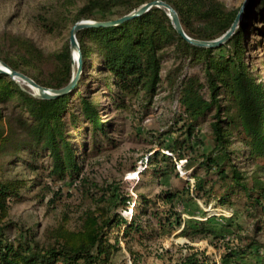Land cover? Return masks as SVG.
<instances>
[{
    "label": "trees",
    "instance_id": "obj_1",
    "mask_svg": "<svg viewBox=\"0 0 264 264\" xmlns=\"http://www.w3.org/2000/svg\"><path fill=\"white\" fill-rule=\"evenodd\" d=\"M153 1L157 0H90L78 11L73 26L81 19L116 20L112 17L122 18ZM160 1L176 10L189 37L204 41L223 36L240 10H229L216 0ZM252 12L254 21L264 22V0H250L244 20L218 48H200L188 43L160 8H152L118 26L83 29L77 34L84 64L81 80L72 93L53 100L39 99L26 85L0 74V222L9 216L11 202L22 199L28 189L30 182L21 176L19 169L32 174L48 172L47 177L54 181H78L82 165L75 153L76 131L83 128L82 132L91 137L89 144L94 150L100 147L102 140H108L110 127L101 117L104 109L96 100L97 94L92 97L81 92L90 64L95 61L96 70L107 74L108 97L117 111L129 110L136 99L144 103L143 111H146L163 84L176 94L181 120L185 118L182 129L186 137L170 143L166 139L159 141L160 150L148 159L159 176L166 175L161 167L157 168L160 161L171 163L174 171L183 160H186L187 171L196 169L188 152L193 150L195 155L198 152L190 141L201 144L199 127L209 124L212 147L209 152L200 154L202 159L197 170H193V188L186 182V189L167 190L159 198L173 205L176 200H192L196 196L206 205L218 201L223 207H233L242 201L253 224L242 228L224 219L219 225L221 229L235 227L233 239L225 238L223 230L214 228L211 222L214 218L208 219L206 226L197 223L202 228L195 227L192 233L220 240L224 248L222 264H243L238 257H245L248 251L249 256L255 254L262 258L263 255L259 264H264V165H256L254 175L248 177L234 160V155H245L246 161H264V81L248 65L244 45ZM255 30L264 37L263 30L257 26ZM38 58L41 61L44 56L33 46L26 54L14 58L16 61L5 63L42 87L61 89L68 85L73 76L70 40L64 53L51 56L60 77L50 82L41 81L23 68L38 67L34 63ZM168 59H174L179 66L198 67L202 73L180 76L182 67L175 66L163 79ZM235 145H240V150H235ZM162 150L171 154H164ZM121 199L119 195H115L114 200L104 197L96 209L86 215L79 231L70 237L61 234L51 244L37 241L31 230L17 228L10 236L8 231L13 224L0 226V264H113L117 243L110 242L111 230L124 228V237L134 232L142 233L143 228L137 220L155 203L154 200L144 202L140 213H135L129 221L117 212L118 203L126 205ZM167 221L174 226L171 219ZM175 222L181 223L180 216ZM240 241H247L245 248H239ZM209 261L204 255L192 254L177 264H208Z\"/></svg>",
    "mask_w": 264,
    "mask_h": 264
},
{
    "label": "rangeland",
    "instance_id": "obj_2",
    "mask_svg": "<svg viewBox=\"0 0 264 264\" xmlns=\"http://www.w3.org/2000/svg\"><path fill=\"white\" fill-rule=\"evenodd\" d=\"M216 1L229 10H239L245 0ZM89 2L90 0H0V61H16L14 58L22 53L26 54L34 46L44 58L41 61L38 58L34 62L38 66L36 68L22 65L23 68L41 81L50 82L53 78L60 77L51 56L64 53L69 45L77 13ZM253 16L254 12L248 21L247 37L244 40L246 58L250 68L256 70L264 81V37L255 30L257 26L264 31V22L254 21ZM96 64L95 61L90 64L81 92L84 96L94 97L97 94L96 100L104 109L101 117L110 127L108 140H102L100 147L94 150L89 144L91 137L82 132L83 128L76 131L73 139L75 153L82 165L78 181H54L47 177L48 172L32 174L19 169L21 176L30 183L23 198L11 202L9 216L3 223L0 222V226L13 224L8 231L10 236L17 228L26 232L31 230L37 241L51 244L61 234L70 237L79 231L86 215L92 213L104 197L114 200L115 195H119L123 198L120 202H126V205L118 203L117 212L129 221L135 213H140L144 202L154 200L148 213L139 216L137 220L143 228L142 233L134 232L124 237V228L111 230L110 242L117 243V249L113 250L112 255L113 264H177L192 254L208 257V264H222L224 248L220 240L211 235L192 233V230L206 226L207 220L214 218L211 219L214 228L223 230L225 238L233 239L235 227L221 229L219 225L224 219L231 221L229 224L235 222L242 228L252 225L253 220L246 215L243 202L235 203L233 207H223L218 201L206 205L194 196L192 200H176L173 205H169L159 198L164 191L186 189V182L193 188V170H197L198 162L202 159L200 154L209 152L212 147L209 124L199 127V138L205 145L190 141L193 149L198 152L197 155L193 150L188 152L196 169L187 171L184 166L186 160H183L174 171L171 163L160 161L157 168L161 167L166 175L161 173L159 176L154 171L156 167L148 163L149 157L160 150L159 141L166 139L170 143L173 139L182 141L186 137L182 129L185 118L181 120V108L176 94L168 85L163 84L146 111H143L144 103L137 99L132 102L129 110L117 111L108 97L107 74L97 71ZM175 66L182 67L178 73L180 76L202 73L198 67L184 64L179 66L174 59H168L164 64L163 79ZM234 148L240 150V145H235ZM161 152L171 154L167 150ZM234 160L248 177L254 175L256 165H264V161L260 160L246 161L245 155H234ZM199 174L203 176L204 172L200 170ZM178 216L181 218L180 224L175 222ZM167 219H171L174 226L168 225ZM234 241L237 244L236 238ZM246 244L247 241H240L239 248H245ZM249 252L245 257H238V260L243 264H259L263 255L262 258L255 254L249 256Z\"/></svg>",
    "mask_w": 264,
    "mask_h": 264
},
{
    "label": "water",
    "instance_id": "obj_3",
    "mask_svg": "<svg viewBox=\"0 0 264 264\" xmlns=\"http://www.w3.org/2000/svg\"><path fill=\"white\" fill-rule=\"evenodd\" d=\"M249 4H250V0H245L231 28L223 36L212 41L197 40L189 37L184 31V28L181 24L179 15L176 12V10L171 5L160 0L144 4L140 6L138 9L134 10L132 13L116 20L107 21V22L81 20L72 27L70 33V39H69L70 48L73 53V66H74L73 76L71 81L68 83V85H66L61 89H49L42 87L28 76L13 70L5 62L2 61H0V74H5L9 76L12 80L16 81L17 83L25 84L27 87L30 88L33 95L39 99L53 100L58 97L66 96L72 93L81 80L84 70V64H83L82 52L77 39V34L79 31L83 29L118 26L129 20L144 15L145 13L149 12L152 8H160L167 13L177 33L180 34L188 43L200 48H218L223 44H225L234 34V32L238 29L240 23L244 19V15Z\"/></svg>",
    "mask_w": 264,
    "mask_h": 264
}]
</instances>
